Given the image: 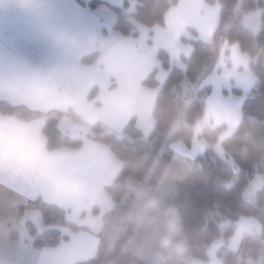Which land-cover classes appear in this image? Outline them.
Here are the masks:
<instances>
[{
    "label": "crops",
    "instance_id": "0c3cea01",
    "mask_svg": "<svg viewBox=\"0 0 264 264\" xmlns=\"http://www.w3.org/2000/svg\"><path fill=\"white\" fill-rule=\"evenodd\" d=\"M134 2L132 6L130 0L123 4L119 0H0V101L35 113L0 111V264H76L94 258L101 239L113 247L128 230L119 244L123 251L151 264L172 258L176 247L172 232L179 230L182 236L180 223L170 218L172 202L165 203L156 187L137 181L152 204H165L168 218L153 238L146 235V227L123 224L120 216L132 210L129 201L137 194L131 184L136 181L127 178L124 185L132 196L114 202L106 187L114 183L122 162L107 144L86 133L100 123L107 132L121 135L133 121L149 135L155 126L159 86L149 87L144 81L152 72L158 85L168 76L158 50H164L175 66L184 67L181 59L190 56L194 33L204 42L213 41L219 8L205 0H178L164 14L163 24L148 28L135 22L137 35L124 36L114 28L116 9L132 12ZM247 14L242 13L240 21ZM226 34L216 43L219 53L213 71L198 79L202 85L197 93L204 86L211 91L190 146L172 139L167 148L187 162H194L207 145L200 137L199 122L206 117L205 127H222L217 133L220 143L237 128L244 99L256 82L249 68L251 58L237 44H228ZM214 85L218 93L213 97ZM55 112L62 113L57 121L59 138L81 140L79 146H47L43 127L46 116ZM34 202L63 209L69 222L84 229L46 226L39 206L30 204ZM245 222L254 225L252 220ZM29 225L35 237L55 229L62 239L54 246L35 247ZM241 237L234 249L228 241L231 251H236ZM155 239L164 246L155 244ZM215 244L207 248L208 260L189 256L187 264H223ZM178 246L185 252L186 245L182 248L180 241Z\"/></svg>",
    "mask_w": 264,
    "mask_h": 264
},
{
    "label": "trees",
    "instance_id": "16d2710c",
    "mask_svg": "<svg viewBox=\"0 0 264 264\" xmlns=\"http://www.w3.org/2000/svg\"><path fill=\"white\" fill-rule=\"evenodd\" d=\"M239 0H205L210 5L219 8V25L211 43L197 38L191 41L192 52L189 57L182 58L183 68L170 62L164 50H158L157 55L168 76L158 85L152 72L144 81L149 87L159 86V92L153 109L155 126L153 131L145 136L134 122L123 129L121 135L107 132L100 123L92 125L94 138L107 144L112 152L122 162V168L112 185L106 187L114 202H120L125 196H132L124 182L132 178L138 182H147L150 187H156L165 172L172 152L167 151L157 161L156 159L168 131L176 121L182 108L181 84L187 79L195 82L202 74L213 71L218 58L216 43L222 34L223 26L231 23L227 31V43L237 44L246 53L251 62L250 70L256 77V82L246 95L242 105L241 120L233 133L220 142L225 158L234 163L232 168L215 150L218 142L217 133L222 127L211 129L202 127L200 137L206 142L203 153L196 157L194 166L184 175L173 196L181 232L185 238V253L200 260H208L207 248L223 239L224 243L218 251V257L223 264H264V186L255 195V204L247 202L244 191L250 182L258 175L264 177V0H243L240 12L235 13ZM134 11L124 12L116 9L117 21L114 28L124 36H136L135 22L148 28L163 24L164 14L178 0H136ZM94 2L93 4H98ZM124 8L127 3H124ZM260 8V30L253 33L240 23L242 13ZM211 87L205 86L196 98L186 108L184 124H181L174 134V139L190 146L194 125L205 113V99ZM240 95L238 90L233 91ZM0 111L8 114L34 116L35 113L23 107H13L0 101ZM75 120L78 118L72 114ZM62 113H50L46 116L43 127L49 148L58 146L77 147L81 140L68 137L59 138L57 131L58 118ZM234 180L226 186L222 181ZM38 205L43 222L46 226H68L72 231L84 229L69 222L66 211L47 203H30ZM240 217L255 219L261 228L260 235L245 233L242 235L236 251L228 248V240L232 237L235 223ZM35 237L33 228L28 226ZM129 230L119 239L115 246L110 247L101 239L94 258L76 264H101L108 259L114 264H151L129 252L119 248V244L128 236ZM62 237L55 229L45 231L34 239V246H54Z\"/></svg>",
    "mask_w": 264,
    "mask_h": 264
},
{
    "label": "rangeland",
    "instance_id": "374dc122",
    "mask_svg": "<svg viewBox=\"0 0 264 264\" xmlns=\"http://www.w3.org/2000/svg\"><path fill=\"white\" fill-rule=\"evenodd\" d=\"M119 1H120V3L123 4L124 0H119ZM130 1H131V5L133 6L135 3L134 0H130ZM239 1H241V0H239ZM132 6L129 8V11L132 10ZM126 12H128V11H126ZM260 14H261L260 8H256L255 10L248 12L247 15H243V18L240 21V23L243 26L247 27L249 30H251L253 33H257L260 30V24H261ZM228 28H229L228 24H225L223 29H222V35L228 31ZM181 64L183 66V63H181ZM180 68H183V67H180ZM198 79L195 82H190L187 79H185L182 82V84H181V98L183 101V105H182V108L179 110L178 117H177L176 121L174 122V124L172 125V127L170 128V130L167 133V136H166V138L162 144V148L160 149V151L158 153L156 163L161 158V156L168 151L167 148L169 147V143L172 139H174V134L177 131L178 127L181 124H184V122H185L184 116H185L186 108L196 98L197 90L202 85L201 80H198ZM217 93H218V88L215 87V85H214L212 96L214 97ZM207 120L208 119H206V117H205L203 120H201L199 122V123H201L200 129L202 127L206 126L203 122H207ZM90 135H92V136L94 135V133L92 132V129H91V134L89 132L86 133V136H90ZM222 139L223 138H221L219 140L221 141ZM167 144H168V146H166ZM198 148H199V146L197 147V149ZM214 148H215L216 152L221 157H223V159L226 161V163H228L232 168L235 169L234 163L229 158H225L224 152L222 151V149L220 147V143H216L214 145ZM200 150L202 151V147L200 148ZM193 166H194L193 162H187L184 159L181 160L180 157L172 156L171 160L167 164V167L165 169L164 174L159 179V182L156 186L157 189H156L155 193L156 194H158L159 192L162 193V195H163L162 197H164L165 203L170 204V202H172L171 205H172V210L174 211V213L170 209V212H172L171 213L172 215L170 218H171V220H173V221L175 220L178 223H179V215H178L177 208L172 201L173 196L175 195V193L177 191L178 184L180 183V181L182 180L184 175ZM134 181H136V180H134ZM233 181L234 180L225 181V182L222 181V182L226 186H229V185H231V183ZM143 183L148 185L147 182H143ZM131 186H132V189L135 190V193L137 194L131 198L129 196V198L131 199L129 202L132 206V208H131L132 210H131V212H127L126 215H124V216L122 214L120 216V218H122L123 224H128L129 222L132 223L131 226L133 228L136 227V228L140 229V228L146 227V235H150V237L153 238V237H155V236H153V234L158 235L161 232L162 228L164 227L163 219L168 218V216H166L164 214L165 213V207H164L165 204L164 203L160 204L161 202L156 203V204H152L153 202L149 201L150 195H148L147 192L145 193V191L142 190L141 184H138L137 181L133 182L131 184ZM262 186H264V177L258 175L254 178V180L252 182L249 183V185L245 189V191H244L245 200L251 204H255V195L262 188ZM247 219H249L250 221L252 220V222H254V225L246 223L245 221H247ZM153 220L155 221V223H152ZM256 222L257 221L251 217H240L239 220L235 223L234 233H233L232 237L229 239L230 240L229 247L234 249L236 247V244L239 241L240 237L245 233L260 235L261 228H260V225L257 224L258 222L257 223ZM167 224H170V223L167 221ZM107 225L109 226V223H107ZM172 234H176V235H173L176 238L175 239L176 240V247L172 248V250H171L172 258L167 263H165L162 259H160V261H156L157 264H187V259H188L187 257H189V256L183 250L181 251L179 249V246H178L180 241L182 243V248H183V245L185 246L184 235L182 234V236H181L179 230L176 232L173 231ZM154 243L157 245H163L161 243V241H158L156 239L154 240ZM215 243H217V244H215V245H217V247L216 246H213V247L216 249L219 248L218 249V251H219L220 248L222 247L224 241H223V239H220L219 241H216ZM173 245L175 246L174 243H173ZM147 247H148V245H146V252L149 253ZM146 256H149V255H146ZM146 258H150V257H146Z\"/></svg>",
    "mask_w": 264,
    "mask_h": 264
}]
</instances>
